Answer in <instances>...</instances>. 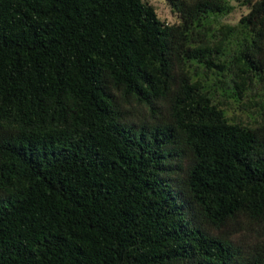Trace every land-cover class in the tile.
Here are the masks:
<instances>
[{
	"label": "trees",
	"instance_id": "1",
	"mask_svg": "<svg viewBox=\"0 0 264 264\" xmlns=\"http://www.w3.org/2000/svg\"><path fill=\"white\" fill-rule=\"evenodd\" d=\"M163 1L0 0V264H264V0Z\"/></svg>",
	"mask_w": 264,
	"mask_h": 264
},
{
	"label": "rangeland",
	"instance_id": "2",
	"mask_svg": "<svg viewBox=\"0 0 264 264\" xmlns=\"http://www.w3.org/2000/svg\"><path fill=\"white\" fill-rule=\"evenodd\" d=\"M148 5H150L157 16V18L167 24H173L177 22L175 15H173L169 8L166 6L163 0H144ZM234 9L232 13L226 17L225 22L229 24H234L237 22L241 15L246 13L245 7H240L234 3H232Z\"/></svg>",
	"mask_w": 264,
	"mask_h": 264
}]
</instances>
